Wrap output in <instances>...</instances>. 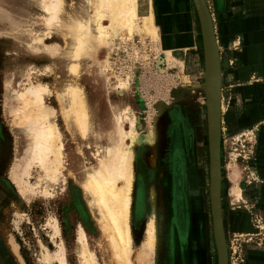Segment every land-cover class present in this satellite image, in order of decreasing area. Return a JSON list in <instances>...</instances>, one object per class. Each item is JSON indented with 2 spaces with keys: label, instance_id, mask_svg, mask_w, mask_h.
<instances>
[{
  "label": "rangeland",
  "instance_id": "1",
  "mask_svg": "<svg viewBox=\"0 0 264 264\" xmlns=\"http://www.w3.org/2000/svg\"><path fill=\"white\" fill-rule=\"evenodd\" d=\"M42 1L48 2L0 0V264H48V254L58 253L61 243L65 264H84L78 242L80 227L87 233L88 245L97 264H117L108 234L102 227L101 216L97 207L89 201L90 195L82 183L87 172L98 164L105 147L111 144L115 111L117 108L124 110L126 105L130 107V113L134 112L140 120V126L136 128L138 142L133 154L135 180L131 207V264H156L159 259L162 264H196L201 260V264H218L209 195L204 66L200 73V69L193 67L195 61H189L188 56L185 59L189 54L181 48L165 47L158 27L162 23L156 21L155 13L160 41L156 42L139 32L130 38L122 29L111 42L107 36L113 31L109 18L97 22L94 4H90L89 0H60L59 18L53 20L54 23L47 21ZM208 2L213 8V0ZM148 4V0H139L141 15L148 13ZM79 12L89 16L92 27L97 23L103 27L106 41H99L94 33L90 36L89 46L86 44L74 74L70 72V64L74 61V36L70 27L72 21L79 17ZM192 16L197 29L200 28L198 38L203 46L197 10ZM36 35H42L39 43L32 42ZM202 48L204 52V46ZM166 49L173 51L176 60L172 65L166 62L160 64L159 68L164 70L160 72L158 60L164 57ZM200 51L201 48L197 50ZM127 73H131L129 88L120 91L117 79ZM30 83L48 85L50 92L45 104L55 110L54 120L63 136L66 161L57 182L41 180L39 183L43 177L40 168L31 165L25 170L21 166V162L28 158L25 150L30 136L24 112L14 110L22 103L13 97V91L22 90ZM70 84L78 86L90 117L85 137L67 124L63 114L64 101H60L59 94ZM228 102L227 98L225 106ZM123 114L125 128L129 129L130 122L126 113ZM162 120L168 123L167 138L157 142L155 163L152 165L148 161L153 149L149 134ZM254 138L251 139L252 147L256 143ZM233 142L236 146L242 141L235 139ZM245 143L248 145L247 141ZM186 174L192 196L196 197L198 186L200 190L203 186L205 196L208 226L207 231L202 230L200 235L201 252L197 250L198 244L193 246L192 253L187 247ZM29 183L35 191L23 193L21 187L28 190ZM118 183L122 184V181ZM152 183L157 192L166 188L167 195L165 201L157 203L159 229L161 227L160 251L159 254L152 253L147 262L137 257L145 240L144 226L150 213ZM45 188L49 192L44 193ZM156 196L159 199V195ZM259 238L256 241H260ZM228 258L231 264L236 263L229 249ZM51 264L61 263L55 258Z\"/></svg>",
  "mask_w": 264,
  "mask_h": 264
},
{
  "label": "bare ground",
  "instance_id": "2",
  "mask_svg": "<svg viewBox=\"0 0 264 264\" xmlns=\"http://www.w3.org/2000/svg\"><path fill=\"white\" fill-rule=\"evenodd\" d=\"M59 2L60 0H48V2L42 1L48 22L55 21L56 18H59V7H61L59 6ZM148 2L150 3V5H148L151 7L149 13L141 15L139 13V0H89L90 4H94L98 19L97 22H101L102 18H109V26L113 31L110 34L107 33V36L110 37L111 42L113 38L114 40L116 39L115 37L119 35V31L122 29L127 31V35H129L130 38L133 37L135 32H139L142 36H150L154 41H159L158 27L155 24L152 8L153 0H148ZM78 15L79 17L72 21L70 27L74 36L72 43V59L74 61L70 64V72L74 74L78 69L79 58L84 55L85 46L88 40H90V36L94 33L99 41H106L104 38L106 35L100 24L97 23L94 26V31L89 16L81 14L80 12ZM200 27L201 34H203L201 22ZM41 36L42 35L34 36L32 42L39 43L41 41ZM163 52L164 57L159 58L157 64L160 72H164L163 69L159 68L160 64L166 62L168 65H172L176 60L172 51L167 50ZM130 78L131 73H127L124 77H119L117 79L118 90H128ZM49 92L48 85L40 83H30L28 87H25L22 90L13 91V97L20 100L22 103L19 108L14 110L19 109L24 112L27 121L26 130L29 133L28 136H30L29 143H27L25 150L28 153V158L21 162V166L22 169L25 170L29 169L31 165L40 168L43 172V177L39 179V183H41V180L57 182L62 174L61 171L66 161L63 136L54 120L55 110L45 104V99ZM82 97L83 96L78 92V86L75 84L68 85L62 93L59 94L60 101L62 103L64 101L63 114L67 124L70 127L76 128L80 135L85 137L87 135V127L90 117L86 112L84 99H82ZM123 113H126L125 116L130 122L129 129L125 128ZM115 117L116 120L113 128L111 144L105 147V151L102 152L103 155L99 157L100 159L98 158V164L93 167L92 171L87 172L84 176L82 186L88 195H90L89 201L97 207L96 209L101 216L102 227L105 233L108 234V238L114 251L113 253L117 259V264H131L129 258L133 249L131 207L135 180V163L133 160V154L138 142V130L136 128L140 126V120L139 116L134 112H132V114L130 113V107L128 105H126L124 110L121 111L117 108L115 111ZM167 132L168 123H165L162 120L156 126V130L151 131L149 134V141L153 149L149 154L148 161L152 165L155 163L157 142H162L166 139ZM128 141H130V143H128ZM20 175H18V178ZM119 180L122 181V184L118 183ZM21 190L23 193L26 191L34 192L35 188L29 183L28 190L26 187H21ZM43 192L47 193L49 191L45 188ZM231 192L235 195L236 199L239 200L242 198L241 188L237 183L231 188ZM157 194L159 195V199L156 196ZM166 195V188H161L157 192L154 183H152L149 195L150 213L144 226L145 240L142 244V250L138 252L137 257L141 261H145L144 259L147 260L152 253L159 254V234L161 232V227L159 229L160 225L158 218L160 217V214L157 216V206L165 201ZM158 202L159 204L157 205ZM55 227L56 230L59 231V228H57V226ZM78 231V242L81 244V257L83 258L84 264H97L95 255L90 251L88 245L87 233L84 231L83 227H80ZM64 254V246L61 243L58 253L53 255H50V253L48 254V264H51L55 258L61 264H65ZM156 264H162V261L159 259Z\"/></svg>",
  "mask_w": 264,
  "mask_h": 264
},
{
  "label": "crops",
  "instance_id": "3",
  "mask_svg": "<svg viewBox=\"0 0 264 264\" xmlns=\"http://www.w3.org/2000/svg\"><path fill=\"white\" fill-rule=\"evenodd\" d=\"M206 1L214 22L222 72L221 203L227 247L231 253L241 243L244 264H264V0H213V8ZM152 6L156 21L162 23L158 27L165 47L181 48L189 54L185 59L188 56L189 61H195L194 68L202 73L204 66L205 71L200 28L191 18L196 11L194 1L153 0ZM150 9L149 6L148 13ZM252 137L256 140L254 147ZM235 139H241V144L234 146ZM235 183L241 188L239 200L231 192ZM184 184L189 218L187 247L192 253L198 244L201 252L200 235L208 226L203 186L201 190L198 186L195 197L187 174ZM258 237L260 241H256ZM201 263L202 260L196 264Z\"/></svg>",
  "mask_w": 264,
  "mask_h": 264
},
{
  "label": "water",
  "instance_id": "4",
  "mask_svg": "<svg viewBox=\"0 0 264 264\" xmlns=\"http://www.w3.org/2000/svg\"><path fill=\"white\" fill-rule=\"evenodd\" d=\"M202 25L205 55V95L209 147V195L218 264H229L221 203V87L219 48L210 8L206 0H193Z\"/></svg>",
  "mask_w": 264,
  "mask_h": 264
},
{
  "label": "built area",
  "instance_id": "5",
  "mask_svg": "<svg viewBox=\"0 0 264 264\" xmlns=\"http://www.w3.org/2000/svg\"><path fill=\"white\" fill-rule=\"evenodd\" d=\"M244 252H245L244 247L241 243L235 245V249L233 251V254H234V259H235L236 264H244L245 263Z\"/></svg>",
  "mask_w": 264,
  "mask_h": 264
},
{
  "label": "flooded vegetation",
  "instance_id": "6",
  "mask_svg": "<svg viewBox=\"0 0 264 264\" xmlns=\"http://www.w3.org/2000/svg\"><path fill=\"white\" fill-rule=\"evenodd\" d=\"M186 196V195H185Z\"/></svg>",
  "mask_w": 264,
  "mask_h": 264
}]
</instances>
